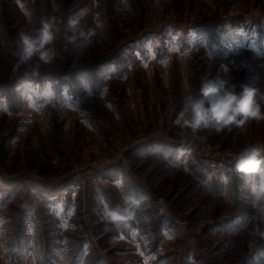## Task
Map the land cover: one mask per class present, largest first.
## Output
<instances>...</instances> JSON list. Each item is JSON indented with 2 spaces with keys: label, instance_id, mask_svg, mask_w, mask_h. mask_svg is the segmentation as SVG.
<instances>
[{
  "label": "rangeland",
  "instance_id": "374dc122",
  "mask_svg": "<svg viewBox=\"0 0 264 264\" xmlns=\"http://www.w3.org/2000/svg\"><path fill=\"white\" fill-rule=\"evenodd\" d=\"M51 16L78 18L77 38H58L36 75L16 68L18 33ZM186 29L195 48L201 35L226 47L229 34L264 46V0H0V264H264L249 247L252 229L264 231L248 196L256 178L227 165L264 132L226 143L201 131L212 158L173 123L223 59H136ZM231 57L238 88L264 71V58ZM149 139L162 147L140 148ZM120 186L150 200L118 227L100 219L97 197L115 206Z\"/></svg>",
  "mask_w": 264,
  "mask_h": 264
},
{
  "label": "clouds",
  "instance_id": "9594fccd",
  "mask_svg": "<svg viewBox=\"0 0 264 264\" xmlns=\"http://www.w3.org/2000/svg\"><path fill=\"white\" fill-rule=\"evenodd\" d=\"M78 18L69 17L58 20L55 16L41 18L38 26L30 30H21L12 51L16 68H29L33 75L38 69L51 62L57 52L54 42L62 38L73 42L79 31ZM83 36L84 33L80 32ZM228 74L203 78L198 91H189L183 97L181 110L176 115L174 125L183 133L195 137L204 130L221 133L242 127L248 122L264 121V90L250 85L236 84L227 78ZM234 168L238 176H251L256 183L248 187L250 203L260 222L264 223V142L249 144L233 156ZM121 202L115 206L105 203L102 194H98L100 219L116 226H126L139 210L150 200L147 193L129 194L120 186ZM249 247L254 259L264 260V231L254 227L249 233Z\"/></svg>",
  "mask_w": 264,
  "mask_h": 264
},
{
  "label": "crops",
  "instance_id": "0c3cea01",
  "mask_svg": "<svg viewBox=\"0 0 264 264\" xmlns=\"http://www.w3.org/2000/svg\"><path fill=\"white\" fill-rule=\"evenodd\" d=\"M230 27H232L230 25ZM182 32L181 31H176L174 32V34L171 36L170 38H176V39H181V41H179L176 45H172L171 47L167 48L162 46L163 42H160L159 46H157V48H154V50H150L146 55H142V56H138L136 59L137 60H141V62H139V66L141 65V63L146 64L147 62H150L154 57H156V62L157 63H162L164 58L167 56V54H169V52H173L176 53L179 57H182L183 55H185L186 53H189L190 51H193V53L195 51L198 50V53L201 52L203 53V55L210 60L216 61V60H222V62H219L220 66H219V71L221 73L224 74H228L227 78H229L232 81V76H231V65L230 63L227 62L228 59H231V56L234 55H241V56H248L250 57V59L253 61V63L255 65H257L259 62H261L264 58V46H262L261 42L258 40L259 36L257 35H250L247 36L245 33L241 32L240 29H236L235 35H237L238 37L241 36H245L246 35V40L244 43H242L240 40L237 42H233L232 40V35H225L223 38L224 41L226 42L227 46L223 47V48H219L220 46L215 45V47L213 46H206V42L202 35L200 38V41L198 42V46L197 48L194 47V44L191 43V40H193V38L196 36L197 31L195 29H186V31L183 32L182 38H180V34ZM260 35V34H259ZM262 35V34H261ZM157 37V36H156ZM168 36L163 34V33H159V38H167ZM225 44V45H226ZM205 47V48H203ZM167 48V49H166ZM201 48V49H200ZM203 48V49H202ZM173 50V51H171ZM203 51V52H202ZM149 57V58H148ZM197 57V55L195 56ZM203 58L202 57H198L195 60H197L196 62H200ZM206 62V61H205ZM258 67H262L260 65H258ZM135 68V67H133ZM260 68H257L255 66V71L257 72ZM254 71V70H253ZM254 71V72H255ZM250 85H254L258 88H260L261 90H264V71L263 73H260L257 75V77H253L250 79L249 83ZM200 85H196V90L199 89ZM194 90V88H193ZM264 129H263V121L256 123V122H248L247 124H245L242 127H233L231 129V131L225 130L221 133H216L215 131L209 130V133H212L216 136H221L222 134L224 137V140L226 143L229 142H233L236 141L237 138H242L244 140H248L250 137L251 138H259L258 135L263 133ZM157 139V138H156ZM154 140V139H149L147 141L142 142L140 145V148H146L149 147L150 149L154 146V149L157 150L158 148L162 147L163 144V140ZM231 167L234 168V162L231 161L229 162V164ZM230 167V168H231ZM232 169V168H231ZM108 172V171H107Z\"/></svg>",
  "mask_w": 264,
  "mask_h": 264
},
{
  "label": "built area",
  "instance_id": "2783aa9c",
  "mask_svg": "<svg viewBox=\"0 0 264 264\" xmlns=\"http://www.w3.org/2000/svg\"><path fill=\"white\" fill-rule=\"evenodd\" d=\"M202 133L200 132V133H198L195 137H192L193 139H196L198 142H201V147H202V150H203V152L205 151L206 153H205V155L206 156H212V155H210V144H209V142H208V139H207V137L206 136H204V135H201ZM191 135V134H190ZM212 158H215L214 156H212ZM113 163L112 162H110L109 164H106V165H103L104 167H106V166H109V165H112Z\"/></svg>",
  "mask_w": 264,
  "mask_h": 264
},
{
  "label": "snow or ice",
  "instance_id": "6c2138e0",
  "mask_svg": "<svg viewBox=\"0 0 264 264\" xmlns=\"http://www.w3.org/2000/svg\"><path fill=\"white\" fill-rule=\"evenodd\" d=\"M146 66V65H145Z\"/></svg>",
  "mask_w": 264,
  "mask_h": 264
}]
</instances>
